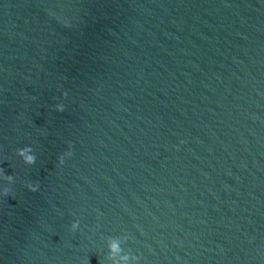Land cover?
<instances>
[{"label":"water","instance_id":"95a60500","mask_svg":"<svg viewBox=\"0 0 264 264\" xmlns=\"http://www.w3.org/2000/svg\"><path fill=\"white\" fill-rule=\"evenodd\" d=\"M122 255L264 264V0H0V264Z\"/></svg>","mask_w":264,"mask_h":264},{"label":"clouds","instance_id":"9594fccd","mask_svg":"<svg viewBox=\"0 0 264 264\" xmlns=\"http://www.w3.org/2000/svg\"><path fill=\"white\" fill-rule=\"evenodd\" d=\"M64 95H66V93H64ZM55 110L57 112H62L64 110V106L62 104H57L55 106ZM16 155L21 157L24 164H26V165H32L33 163H35V156L32 154V148L31 147L26 146V147L18 150ZM71 155H72V151H71V145H70L69 150L67 152H65L64 154H62L60 157H58V163L60 165H63L64 161H65V157H71ZM3 179L7 184H12L14 178L12 175L6 174V175H4ZM26 187L29 191L35 192L38 190L39 184L38 183H36V184L28 183L26 185ZM9 193H10V189L8 187H5L3 189L2 194L5 197H7L9 195ZM78 227H79V221L78 220L74 221L70 226L72 231H76L78 229ZM125 239H127V237H125ZM108 247H109V258H111L112 254L121 252L119 243L115 239L112 240V242L109 244ZM120 260H121L122 264H127V261L129 260V256L128 255H122L120 257ZM133 260H134V264H137L139 257L134 256Z\"/></svg>","mask_w":264,"mask_h":264}]
</instances>
